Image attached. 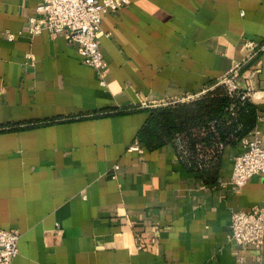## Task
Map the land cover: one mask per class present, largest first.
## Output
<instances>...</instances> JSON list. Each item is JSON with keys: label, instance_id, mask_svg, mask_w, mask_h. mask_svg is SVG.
<instances>
[{"label": "crops", "instance_id": "obj_1", "mask_svg": "<svg viewBox=\"0 0 264 264\" xmlns=\"http://www.w3.org/2000/svg\"><path fill=\"white\" fill-rule=\"evenodd\" d=\"M42 1L0 0V227L21 233L12 264H264V246L228 238L232 211L264 201V175L232 185L241 141L219 147L216 121L200 122L240 63L264 145V50L247 59L245 48L264 43V0H130L104 14L106 87L67 35L28 34ZM225 124L229 137L242 126ZM179 133L217 158L182 161ZM135 141L141 152L128 150Z\"/></svg>", "mask_w": 264, "mask_h": 264}, {"label": "built area", "instance_id": "obj_2", "mask_svg": "<svg viewBox=\"0 0 264 264\" xmlns=\"http://www.w3.org/2000/svg\"><path fill=\"white\" fill-rule=\"evenodd\" d=\"M130 4V0H43L36 8V14L28 19L27 32L35 36L47 30L53 35L65 34L70 43L77 46L80 60L83 64L92 67L100 77V84L107 86V62L101 50L100 39L104 35L101 23L103 15L115 12ZM24 31L17 33L7 32L9 40L23 35ZM247 59L252 58L259 51L264 50V43L256 41L245 42ZM32 59V57H31ZM241 64H237L229 74L223 76L219 84L226 87L231 96L241 101L249 99L247 91L240 90L235 82L239 75ZM207 90L192 94L181 101L199 98ZM167 105V102L163 103ZM149 105L143 102L142 106ZM233 116L237 115L234 104L229 107ZM187 134L179 133L175 139L179 158L184 162L192 163L195 155L196 167H202L204 162L213 155V149L207 148L203 143L192 144ZM243 151L234 157V165L229 182L237 188H242L247 182L258 174L264 175V145L261 132L256 125L251 133L241 139ZM222 147V143L218 144ZM129 151H142V146L135 141L128 148ZM119 166L116 165L115 169ZM21 233L17 229L0 227V264H12L19 254ZM230 241L244 247L262 249L264 246V201L253 206L250 211L235 210L231 214V223L228 233Z\"/></svg>", "mask_w": 264, "mask_h": 264}, {"label": "trees", "instance_id": "obj_3", "mask_svg": "<svg viewBox=\"0 0 264 264\" xmlns=\"http://www.w3.org/2000/svg\"><path fill=\"white\" fill-rule=\"evenodd\" d=\"M213 91H215L214 97L211 98L212 103L207 104L204 106L203 109H205L204 117L206 119L203 120L204 117L200 118L202 123L208 124L210 121H216V125H218V131L220 133L219 136V143H222L223 145L226 144V142H232V141H241V139L246 136L256 125V110L253 104L250 102L249 99L245 101H241L238 97L231 96L227 90L226 87L220 84L217 86ZM206 95V93H205ZM234 104L237 108V115L233 116L231 114V111L229 110V107ZM215 105V107H213ZM161 119L164 123L166 120L165 115L166 111L165 108L160 112ZM170 116L168 117L170 122L174 121H181V112L179 113H171L167 112ZM198 124H201V123ZM225 122H230L232 125H241L238 129L236 128L234 131H232L231 137L230 131L227 134L226 124ZM171 127H174L172 125ZM178 124V125H177ZM176 124V132H180L182 130L181 122ZM168 123H165V126H167ZM164 126V125H163ZM169 127V125H168ZM176 134V133H175ZM210 135L206 137L207 139L210 138ZM175 135H173L171 141L174 139ZM194 140V139H192ZM218 142V141H216ZM216 155H213L210 157L209 161L205 163L204 168H206L210 163H212L216 158Z\"/></svg>", "mask_w": 264, "mask_h": 264}, {"label": "rangeland", "instance_id": "obj_4", "mask_svg": "<svg viewBox=\"0 0 264 264\" xmlns=\"http://www.w3.org/2000/svg\"><path fill=\"white\" fill-rule=\"evenodd\" d=\"M223 85V84H222ZM224 86V85H223Z\"/></svg>", "mask_w": 264, "mask_h": 264}]
</instances>
